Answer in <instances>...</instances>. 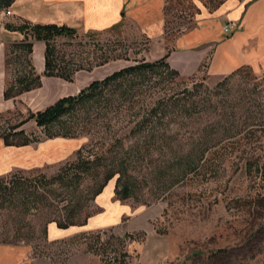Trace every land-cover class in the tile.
Here are the masks:
<instances>
[{"label": "rangeland", "instance_id": "1", "mask_svg": "<svg viewBox=\"0 0 264 264\" xmlns=\"http://www.w3.org/2000/svg\"><path fill=\"white\" fill-rule=\"evenodd\" d=\"M11 6L0 11V25L5 28L10 25ZM169 7L170 29L187 26L183 32L188 30L199 14L192 0H177ZM7 11L8 17L3 15ZM134 28L130 26L126 35L118 24L102 32L79 31L75 40L57 39L58 51L75 56L68 69L83 67L73 82L66 81L72 84L69 96L146 60L148 43ZM106 58V65L96 66ZM27 67L25 62L10 64L6 80L13 81ZM90 67L93 70L88 71ZM38 74L43 77L44 69ZM85 76L93 77L85 81ZM256 77H235L223 90L220 105L208 104L188 120L175 122L174 115H168L157 125L155 137L130 134L137 109L122 104L106 110L102 100L93 109L67 115L49 132L29 120L19 130L31 135L34 143L5 146L2 135L11 133L30 112L45 109L33 103L43 85L20 99H4L0 177L50 179L76 159L81 147L87 148L85 155L107 153L103 168L86 176L71 200L61 195L40 208L34 204L24 208L21 203L16 208L0 206V244L23 245L31 264H264V75ZM181 82V88L195 83L214 88L219 83L210 84L203 74ZM52 134L60 135L48 139ZM202 142L209 147L204 155L190 152L185 154L189 161L176 158L174 149H201ZM57 154V160L44 161L46 155ZM193 165L197 170L192 171ZM108 171L119 174L96 195ZM120 176L131 188L126 199L117 188ZM42 190L54 198L50 189ZM15 201H23V196ZM72 214L78 224L60 228L57 222Z\"/></svg>", "mask_w": 264, "mask_h": 264}, {"label": "trees", "instance_id": "2", "mask_svg": "<svg viewBox=\"0 0 264 264\" xmlns=\"http://www.w3.org/2000/svg\"><path fill=\"white\" fill-rule=\"evenodd\" d=\"M15 1L0 0V11L10 7ZM6 28L10 31L22 32L25 35V39L20 43L8 46L6 50V67L10 64L21 62H25L26 66H28L27 71L17 72L13 81L8 82L6 80L4 91V98L6 100L15 99L23 93L42 86V76L36 72L31 60L34 41H42L46 45L43 76L73 82L75 74L83 70L81 66L68 69L69 63L74 64V54H69L64 50L58 51L57 48V46L59 47L57 44L58 38L68 40L78 39L76 29L65 25H32L30 23H25L21 26L7 25ZM82 42L81 40L80 43ZM70 44L72 43H66L65 45ZM19 51L23 53L22 56H16ZM167 59L168 56L166 55L154 62L146 60L137 62V64L122 68L102 80L92 82L82 89L78 95L63 97L44 110L37 111L36 113L30 112L26 120L12 128L11 133L2 135L5 146L22 147L34 143V138L31 135H28L24 130H19L29 120L35 121L38 127L44 128L49 132L51 127L64 123L67 115L76 112L78 109L86 111L93 109L102 100L104 102L102 107L106 110L107 108L112 109L116 105L122 104L126 105L128 109H137L138 112H136L130 134L136 136L144 132L148 135L150 134V137H155L156 134L158 135L159 128L157 125H162L168 115H174L175 122L188 120L192 115L201 113L202 108L207 107L208 104L214 102L220 105L223 100L219 98L223 94V90L229 88L231 81L235 77L244 75L247 78L257 79L250 69L242 67L224 78L214 88L205 86L203 83H195L193 87L181 88L182 77L178 71L169 65ZM108 62L109 59L106 58L96 66H104ZM91 69L90 67L88 71ZM194 78L191 77L189 80L192 81ZM214 95H217L216 101L213 99ZM59 135L52 134L48 136V139L58 137ZM202 145L201 149L197 147L190 151H185L181 148L174 149L175 156L177 159L187 158V161L190 160L185 155L187 153L195 152L196 155L201 154L202 156L209 148L208 144L204 142H202ZM86 149V147H81L77 152L76 159L63 166L57 175L50 179H47L45 176H41L40 179H21L18 175L0 177V200H2L0 201V206L6 208L7 205H10L11 208H16L21 203L24 208H28L31 204L40 208L50 205V201L61 195L66 196L65 199H73L74 194L80 188L85 177L89 176L92 172L99 171L104 166V158L107 151L85 155ZM196 166L193 165L192 171L197 170ZM116 174L119 173L108 171L105 174L103 185L99 188L96 195L102 192L107 183ZM122 181L123 176H120L117 180V188L122 194L121 198L126 199L131 194V188L123 185ZM55 185L58 186L57 189H54ZM45 187L50 189L48 192L54 193V198L51 199L46 195L47 192L42 190ZM59 190L61 191L58 192ZM18 195L23 196V201H15ZM57 224L60 228H68L77 225L78 222L72 214L67 219L58 221Z\"/></svg>", "mask_w": 264, "mask_h": 264}, {"label": "crops", "instance_id": "3", "mask_svg": "<svg viewBox=\"0 0 264 264\" xmlns=\"http://www.w3.org/2000/svg\"><path fill=\"white\" fill-rule=\"evenodd\" d=\"M192 1L199 14L192 27L184 32L187 26L170 29L166 25L169 6L177 0H16L7 23L65 25L76 29L78 34L79 31L102 32L121 24L123 33L128 35L133 26L136 35L148 43L146 61H157L167 55L169 65L182 78L203 74L207 82L215 84L242 67L250 69L255 76L264 75V0ZM228 22L240 26L226 34L224 26ZM23 40L20 32L0 25V108L5 101L6 47ZM34 46L32 62L40 73L44 69L46 45L35 42ZM92 77L83 78L88 81ZM42 85L38 89L41 94L33 102L41 108L69 96L68 92L72 91V84L60 78L43 76ZM58 157L59 154L46 155L44 161L52 162ZM27 250L23 245L0 244V264H31Z\"/></svg>", "mask_w": 264, "mask_h": 264}, {"label": "built area", "instance_id": "4", "mask_svg": "<svg viewBox=\"0 0 264 264\" xmlns=\"http://www.w3.org/2000/svg\"><path fill=\"white\" fill-rule=\"evenodd\" d=\"M3 15H5L6 17H8V16L11 15V12L10 11H7L6 13H3ZM236 25H238V24H236L234 22H228V23H226V25L224 26V32L226 34L231 33V31L236 27ZM238 26H240V25H238Z\"/></svg>", "mask_w": 264, "mask_h": 264}]
</instances>
